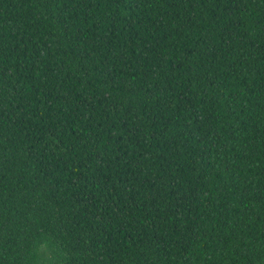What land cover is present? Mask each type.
Returning <instances> with one entry per match:
<instances>
[{"label": "trees", "instance_id": "16d2710c", "mask_svg": "<svg viewBox=\"0 0 264 264\" xmlns=\"http://www.w3.org/2000/svg\"><path fill=\"white\" fill-rule=\"evenodd\" d=\"M0 264H264V0H0Z\"/></svg>", "mask_w": 264, "mask_h": 264}]
</instances>
